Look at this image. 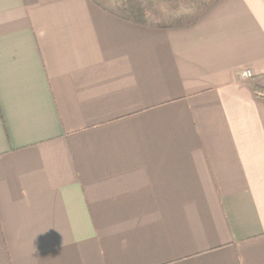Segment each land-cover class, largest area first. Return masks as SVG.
<instances>
[{
	"label": "crops",
	"instance_id": "0c3cea01",
	"mask_svg": "<svg viewBox=\"0 0 264 264\" xmlns=\"http://www.w3.org/2000/svg\"><path fill=\"white\" fill-rule=\"evenodd\" d=\"M257 88L264 0H0V264H264Z\"/></svg>",
	"mask_w": 264,
	"mask_h": 264
},
{
	"label": "trees",
	"instance_id": "16d2710c",
	"mask_svg": "<svg viewBox=\"0 0 264 264\" xmlns=\"http://www.w3.org/2000/svg\"><path fill=\"white\" fill-rule=\"evenodd\" d=\"M112 1L116 12L131 22L154 28H171L191 25L217 0H189L188 3H175V5H170V3H174L176 0H163L164 22L160 21L154 0ZM257 93L264 97V89L257 88Z\"/></svg>",
	"mask_w": 264,
	"mask_h": 264
},
{
	"label": "rangeland",
	"instance_id": "374dc122",
	"mask_svg": "<svg viewBox=\"0 0 264 264\" xmlns=\"http://www.w3.org/2000/svg\"><path fill=\"white\" fill-rule=\"evenodd\" d=\"M184 2H186V3H188L189 2V0H176L174 3H170V5H175V3L177 4H182V3H184ZM154 4H155V7H156V9H157V11H158V13H159V15H160V21L161 22H164V17L162 18V11H163V9H162V6H163V0H154ZM168 6H169V4H168Z\"/></svg>",
	"mask_w": 264,
	"mask_h": 264
},
{
	"label": "built area",
	"instance_id": "2783aa9c",
	"mask_svg": "<svg viewBox=\"0 0 264 264\" xmlns=\"http://www.w3.org/2000/svg\"><path fill=\"white\" fill-rule=\"evenodd\" d=\"M251 75H252V73H251V71H249V70H245V71H242L241 72V76L242 77H251Z\"/></svg>",
	"mask_w": 264,
	"mask_h": 264
}]
</instances>
